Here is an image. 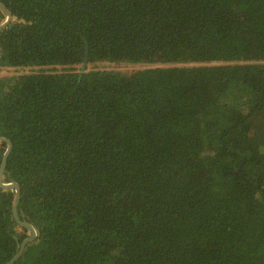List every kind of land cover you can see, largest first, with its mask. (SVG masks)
<instances>
[{"label": "trees", "instance_id": "16d2710c", "mask_svg": "<svg viewBox=\"0 0 264 264\" xmlns=\"http://www.w3.org/2000/svg\"><path fill=\"white\" fill-rule=\"evenodd\" d=\"M0 2L13 264H264V0Z\"/></svg>", "mask_w": 264, "mask_h": 264}, {"label": "water", "instance_id": "95a60500", "mask_svg": "<svg viewBox=\"0 0 264 264\" xmlns=\"http://www.w3.org/2000/svg\"><path fill=\"white\" fill-rule=\"evenodd\" d=\"M0 8L3 10V12L6 15V19L4 20V22H2L0 24V30L5 27L9 21L12 19V15L9 12V10L0 2ZM0 141H5L7 143V148L3 153L2 159H1V163H0V188L3 189H12L14 190V196L12 199V213L13 216L15 218V220L23 227H25L28 230V236L26 238H24L21 243L19 244V248L16 252V254L5 264H13L14 262H16L18 260V258L20 257V255L23 252V249L25 247V245L29 242H32L34 240V238L36 237V230L35 228L25 222L24 220L20 219L18 216V211H17V205H18V201L20 198V186L17 182L15 181H9V182H4L3 181V174H4V169H5V164H6V159L10 153L11 150V142L5 138V137H0Z\"/></svg>", "mask_w": 264, "mask_h": 264}, {"label": "rangeland", "instance_id": "374dc122", "mask_svg": "<svg viewBox=\"0 0 264 264\" xmlns=\"http://www.w3.org/2000/svg\"><path fill=\"white\" fill-rule=\"evenodd\" d=\"M146 67V64H138V63H128V62H120V63H111L109 64V67H106L108 69H112L114 71L129 73L141 68ZM13 67H0V78L2 80H6L11 77V75L16 73H21L22 71L14 70Z\"/></svg>", "mask_w": 264, "mask_h": 264}]
</instances>
